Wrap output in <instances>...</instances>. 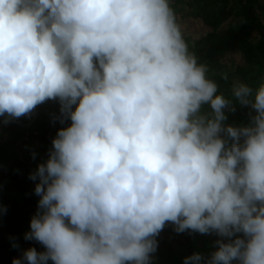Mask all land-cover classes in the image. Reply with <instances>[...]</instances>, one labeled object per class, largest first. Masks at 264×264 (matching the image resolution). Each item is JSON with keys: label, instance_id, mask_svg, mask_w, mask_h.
Wrapping results in <instances>:
<instances>
[{"label": "clouds", "instance_id": "9594fccd", "mask_svg": "<svg viewBox=\"0 0 264 264\" xmlns=\"http://www.w3.org/2000/svg\"><path fill=\"white\" fill-rule=\"evenodd\" d=\"M208 72L172 0H0V123L57 99L71 121L29 175L45 250L12 264H151L169 222L228 239L206 264H264V83H232L254 115L226 126Z\"/></svg>", "mask_w": 264, "mask_h": 264}, {"label": "trees", "instance_id": "16d2710c", "mask_svg": "<svg viewBox=\"0 0 264 264\" xmlns=\"http://www.w3.org/2000/svg\"><path fill=\"white\" fill-rule=\"evenodd\" d=\"M183 4L185 2L173 6L176 14L182 10ZM258 4L259 0H190L189 2L191 16L208 29L221 32L226 25L225 31L219 36V47L226 56L239 58V64L224 73L227 74L228 80H223L221 75L211 74L212 54L207 46L192 43L190 38L184 35L190 52L196 55L198 62L208 65L209 78L219 85L218 94H223L231 102L230 107L235 108L234 111L225 109V114L234 112L237 123L241 127L251 123V116L254 112L250 106H242L230 90L235 77L249 84L254 90L260 85V82L251 80L252 66L256 61L264 59V20ZM236 19L239 22H236ZM208 108L207 110L201 109V112L210 116V105ZM70 123V119L61 114L59 100H48L38 105L30 115L16 119L11 124L10 136L15 142L31 136L38 143L41 153L48 157L57 131L69 126ZM224 124L227 126V120ZM0 207L4 209L1 214L4 217V223L12 232L10 238L0 232V257L4 264H12L14 258H22L23 252L27 250L25 233L20 227L23 213L17 200L11 198L2 188H0ZM209 234L210 232L201 234L205 249L208 247ZM34 248L38 252L45 250L44 247L34 246ZM24 264H27V261H24ZM49 264L52 262L49 261Z\"/></svg>", "mask_w": 264, "mask_h": 264}, {"label": "rangeland", "instance_id": "374dc122", "mask_svg": "<svg viewBox=\"0 0 264 264\" xmlns=\"http://www.w3.org/2000/svg\"><path fill=\"white\" fill-rule=\"evenodd\" d=\"M185 2L182 5V10L176 14L177 20L181 25L184 35L190 38L192 43H200L206 45L212 54V62L210 65L211 74L220 76L228 70H232L239 64V58L234 56H226L223 50L219 47V36L225 31L213 32L203 24L197 22L190 14V0H173L172 6L178 3ZM258 9L264 20V0H259ZM236 22L237 21L236 19ZM251 80L264 83V59L258 60L251 68ZM241 79L235 77L233 81ZM231 91V90H230ZM232 92V91H231ZM209 105L202 106L203 110H207ZM227 125L241 127L237 123V118L234 112L226 114ZM6 117H0L3 121ZM16 119H12L10 123H0V188L3 189L11 198L17 200L21 207L23 218L20 222V227L27 233L30 231L31 218L37 212V205L40 199L35 194V184L38 181L29 179V175L36 171L37 166L44 163L48 157L43 155L39 149L38 143L31 137L26 136L19 142H15L10 136L11 124ZM226 138L225 134H221ZM243 142V138L241 143ZM231 140H229V144ZM35 154V155H33ZM175 225L167 223L164 229L156 237L158 247L155 253L152 254L151 264H184L186 257H190L195 253H199L204 258L202 264H206L212 257V254L218 250V240L228 242L227 238L220 237L215 231L208 235V247L204 248L201 240V233L186 230L178 233L175 230ZM0 232L6 237H11V229L4 223V217L0 214ZM238 236L243 237L242 233ZM25 248L34 246L43 247L35 240L25 239ZM0 257V264H4ZM232 264H239V261H233Z\"/></svg>", "mask_w": 264, "mask_h": 264}]
</instances>
